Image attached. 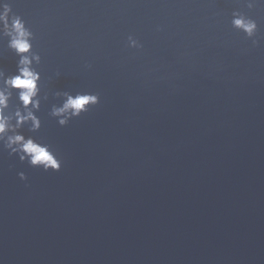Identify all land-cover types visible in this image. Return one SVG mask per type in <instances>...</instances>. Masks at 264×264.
Returning <instances> with one entry per match:
<instances>
[{
  "label": "water",
  "instance_id": "obj_1",
  "mask_svg": "<svg viewBox=\"0 0 264 264\" xmlns=\"http://www.w3.org/2000/svg\"><path fill=\"white\" fill-rule=\"evenodd\" d=\"M42 62L45 172L0 148V264H264V3L14 0ZM134 36L142 49L128 47ZM0 40V67L16 72ZM58 91L100 103L60 126ZM15 103V101H14ZM23 171L28 180H21Z\"/></svg>",
  "mask_w": 264,
  "mask_h": 264
},
{
  "label": "clouds",
  "instance_id": "obj_2",
  "mask_svg": "<svg viewBox=\"0 0 264 264\" xmlns=\"http://www.w3.org/2000/svg\"><path fill=\"white\" fill-rule=\"evenodd\" d=\"M13 2L0 0V40L7 39V47L19 58L15 73L8 74L0 67V148L33 168L59 172L62 160L52 146L43 139L23 132L25 126L32 133L40 131L42 120L37 113L42 101L48 100V95L41 96L42 75L36 66L41 64L42 57L34 50L35 33L23 16L14 12ZM243 2L248 9H253L264 3V0ZM231 24L244 33L253 46L258 47L264 41V35H258V22L245 12L234 11ZM127 42L130 48H143V44L132 35L128 36ZM55 96L60 99V103L52 105L49 115L56 118L60 126H67L100 103L99 94L88 92L58 91ZM18 175L21 180H28L23 171Z\"/></svg>",
  "mask_w": 264,
  "mask_h": 264
}]
</instances>
